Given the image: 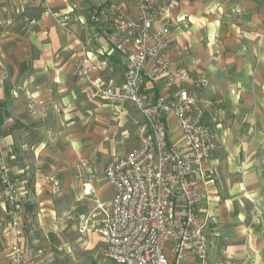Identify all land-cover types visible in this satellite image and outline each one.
Here are the masks:
<instances>
[{
    "label": "crops",
    "instance_id": "crops-1",
    "mask_svg": "<svg viewBox=\"0 0 264 264\" xmlns=\"http://www.w3.org/2000/svg\"><path fill=\"white\" fill-rule=\"evenodd\" d=\"M176 1L171 65L207 79L204 121L216 136L198 188L209 264H264V0ZM112 3L137 13L130 0H0V142L10 177L26 193L23 243L39 264H52L34 239L53 214L47 207L67 195L108 208L113 190L93 176L131 149L125 127L138 112L90 102L78 76L89 58L107 62L104 80L123 83L104 33ZM152 90L168 95L164 82ZM168 128L172 141L182 140L174 115ZM85 185L94 193L79 201ZM33 205L42 208L36 217L27 209ZM10 239L0 178V264H9Z\"/></svg>",
    "mask_w": 264,
    "mask_h": 264
},
{
    "label": "built area",
    "instance_id": "built-area-1",
    "mask_svg": "<svg viewBox=\"0 0 264 264\" xmlns=\"http://www.w3.org/2000/svg\"><path fill=\"white\" fill-rule=\"evenodd\" d=\"M136 15L125 4H109L110 27L105 36L123 71L120 86L103 79L107 62L83 61L78 76L86 83L90 102L105 104L115 113L132 106L142 120L138 147L109 162L104 178L113 190L108 208L80 215L82 232L96 228L113 264H209L210 243L206 219L198 205L199 178L215 149V133L204 121L210 104L202 96L208 86L203 76L173 68L169 58L170 35L175 24L176 0H130ZM66 25L69 15L53 14ZM97 19V14L93 20ZM164 82L168 95L152 87ZM174 115L182 140L170 139L168 117ZM0 142V178L8 216L10 241L4 249L9 264H39L35 251L23 243L25 192L10 177ZM85 185L82 197L93 195Z\"/></svg>",
    "mask_w": 264,
    "mask_h": 264
},
{
    "label": "rangeland",
    "instance_id": "rangeland-1",
    "mask_svg": "<svg viewBox=\"0 0 264 264\" xmlns=\"http://www.w3.org/2000/svg\"><path fill=\"white\" fill-rule=\"evenodd\" d=\"M138 116L137 113L132 112V119L125 127L129 133L126 142L128 141L129 146H131L128 154L132 153L138 146ZM102 171L103 169H99L93 178L98 180L104 188H109ZM58 199L50 205V208L47 207L53 214L50 213V217L42 220L44 230L37 229L34 234L35 242L38 243L36 244L40 245L39 248L43 250L42 254L50 255L52 264H113L106 255V244L97 233L96 228L90 226L87 231L82 232L79 223V216L83 214L95 213L94 220L98 222L103 219V216L99 214L100 211L96 209L95 201L89 202V205L85 202L77 205L67 195L64 199ZM47 208L43 211L45 214L49 212ZM27 209L34 213L35 217L37 212L42 211L40 210L42 208L36 207V205ZM37 225L40 226L39 223Z\"/></svg>",
    "mask_w": 264,
    "mask_h": 264
}]
</instances>
